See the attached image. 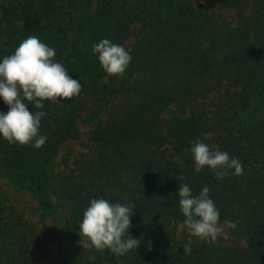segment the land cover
Instances as JSON below:
<instances>
[{
	"label": "trees",
	"instance_id": "trees-1",
	"mask_svg": "<svg viewBox=\"0 0 264 264\" xmlns=\"http://www.w3.org/2000/svg\"><path fill=\"white\" fill-rule=\"evenodd\" d=\"M93 1L0 0V61L34 35L82 85L79 96L45 100L42 109L26 101L46 113L40 132L48 139L37 149L0 135V171H12L49 212L47 167L77 121L89 123L86 149L57 178L59 229L29 223L0 197V264H41L52 243L47 264H264V0H216L234 7L235 25L196 0H97L91 10ZM130 35L128 69L109 76L93 45H121ZM197 139L238 158L243 175L196 172ZM183 183L194 196L207 186L219 222L226 230L234 222L245 244L222 234L215 242L178 238ZM100 198L135 205L126 236L140 240L136 250L118 256L78 243L83 213Z\"/></svg>",
	"mask_w": 264,
	"mask_h": 264
},
{
	"label": "clouds",
	"instance_id": "clouds-1",
	"mask_svg": "<svg viewBox=\"0 0 264 264\" xmlns=\"http://www.w3.org/2000/svg\"><path fill=\"white\" fill-rule=\"evenodd\" d=\"M92 51L98 55L102 68L109 76L123 78L132 61L124 46L106 38L94 44ZM55 57V49L33 35L24 39L13 54L0 61V97L8 105L7 112H0V135L10 144H31L39 149L48 139L40 132L41 119L46 113H33L29 110V103L34 104L36 109H42L45 100L56 102L80 95V81L70 76L66 67ZM135 78L136 74L132 80ZM191 153L196 172L207 166L214 171L217 179L243 175L242 162L230 157L218 145L210 146L197 139ZM209 193L210 189L205 186L199 195L194 196L190 186L183 183L178 190V203L190 234L215 242L223 233V228L219 226L220 212ZM134 207V204L128 203L113 204L103 198L92 199L79 224L78 232L82 239L78 243L84 249L94 247L101 252L108 249L118 256L136 250L140 240L132 235L126 236L132 227ZM226 223L230 228L236 226L234 222ZM184 253L190 254L191 247L185 246Z\"/></svg>",
	"mask_w": 264,
	"mask_h": 264
},
{
	"label": "rangeland",
	"instance_id": "rangeland-1",
	"mask_svg": "<svg viewBox=\"0 0 264 264\" xmlns=\"http://www.w3.org/2000/svg\"><path fill=\"white\" fill-rule=\"evenodd\" d=\"M208 10H214L235 25L237 23L236 10L234 7H219L216 0H196ZM97 0L92 2L91 10L96 7ZM133 24H131L132 26ZM133 36L125 38L122 46L129 48L132 43ZM89 131V123L84 119H79L75 125V135L67 138L59 147L56 155L53 157L52 163L48 165L47 171L51 175L50 183L48 184V197L51 201L49 212H45L39 204L35 193L25 186L22 182L17 181L12 176V171H0V197L4 198V202L8 206H13L16 213L20 214L22 219L29 223H35L38 227L47 225L55 229L62 226L65 216L64 206L59 197L57 178L61 170L67 169L71 165L73 157L87 147V136ZM219 226L223 228V239L227 244L238 243L245 244V235L238 230L229 228L226 230L225 223L219 222ZM177 236L180 239H185L189 242L198 240L190 234L184 222H181L177 229ZM54 256V244H51L50 250L45 255L41 264H47ZM73 264H74V260ZM32 264H35L32 260Z\"/></svg>",
	"mask_w": 264,
	"mask_h": 264
}]
</instances>
